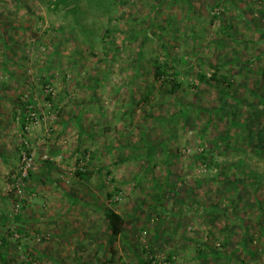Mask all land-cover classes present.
<instances>
[{"label":"rangeland","instance_id":"rangeland-1","mask_svg":"<svg viewBox=\"0 0 264 264\" xmlns=\"http://www.w3.org/2000/svg\"><path fill=\"white\" fill-rule=\"evenodd\" d=\"M263 99L264 0H0V264H264Z\"/></svg>","mask_w":264,"mask_h":264},{"label":"trees","instance_id":"trees-1","mask_svg":"<svg viewBox=\"0 0 264 264\" xmlns=\"http://www.w3.org/2000/svg\"><path fill=\"white\" fill-rule=\"evenodd\" d=\"M165 66L164 64H159L156 67L155 70V76L156 77H160L162 74H164V72H166L165 70ZM167 73V72H166ZM48 81L45 82V84H47ZM225 93V92H223ZM47 98L49 99V96L47 95ZM262 102H264V99L262 100ZM221 103L223 105V103H226V97H222L221 98ZM228 104V103H226ZM218 109H216L217 111ZM253 117L252 118H248L246 120L245 123L242 122L243 126H251L252 121L254 120H259L260 122H262V126H260L259 128H261L258 133L257 131H255L254 129H247V134L249 136V139H252L255 134H257V136H261V141L264 142V109H260V108H253ZM227 112V111H226ZM258 128V129H259ZM24 150L29 154L31 149H29L28 147H25ZM259 150V149H257ZM21 154L20 153V159H21ZM204 155H202L203 157ZM48 159V158H47ZM32 173V171L30 172V174ZM76 173L78 175H83L84 171H82L81 169H77ZM104 216H105V220L107 223V229L109 231L108 233V243H109V250L111 252V260L114 259V257L117 255L118 251H119V244H118V239L119 237L123 234L124 229H125V218L124 216L116 211L115 209L111 208V207H107L106 209H104Z\"/></svg>","mask_w":264,"mask_h":264},{"label":"built area","instance_id":"built-area-1","mask_svg":"<svg viewBox=\"0 0 264 264\" xmlns=\"http://www.w3.org/2000/svg\"><path fill=\"white\" fill-rule=\"evenodd\" d=\"M44 158H48L47 154L44 155ZM34 160V153L32 151L29 154L25 150L22 151L19 167L10 176V191L13 193L10 211L13 213H17L25 204V186L30 172L34 170Z\"/></svg>","mask_w":264,"mask_h":264},{"label":"crops","instance_id":"crops-1","mask_svg":"<svg viewBox=\"0 0 264 264\" xmlns=\"http://www.w3.org/2000/svg\"><path fill=\"white\" fill-rule=\"evenodd\" d=\"M3 155H4V153H3ZM3 160V161H2ZM1 160V162H0V173H3V172H7V170L9 169V168H7V169H5V164H4V162H6V163H10L9 161H8V158L7 157H5V155H4V158ZM11 161V160H10ZM3 213V211H1L0 210V214H2Z\"/></svg>","mask_w":264,"mask_h":264}]
</instances>
